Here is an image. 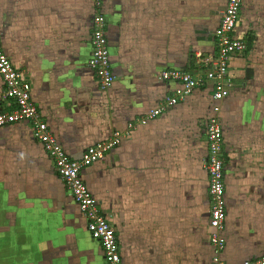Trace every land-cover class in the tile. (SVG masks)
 Returning a JSON list of instances; mask_svg holds the SVG:
<instances>
[{
    "label": "crops",
    "instance_id": "0c3cea01",
    "mask_svg": "<svg viewBox=\"0 0 264 264\" xmlns=\"http://www.w3.org/2000/svg\"><path fill=\"white\" fill-rule=\"evenodd\" d=\"M100 2L115 77L107 91L87 66L94 0H0V45L30 82L33 102L70 158L79 159L115 132L125 135L120 146L82 171L115 230L122 264H212L205 170L212 67L198 65L197 56H215V31L227 0ZM235 35L247 50L229 62L230 89L219 112L224 264L264 254V0L244 1ZM169 70L187 72L204 85L141 126L138 121L177 87L160 79ZM2 92L0 79V113L11 110ZM15 193V199L25 194L20 206L31 208L29 216L49 220L50 212L61 216L70 203L83 224L81 233H52L50 252L42 244L17 264H105L29 123L0 128V201Z\"/></svg>",
    "mask_w": 264,
    "mask_h": 264
},
{
    "label": "built area",
    "instance_id": "2783aa9c",
    "mask_svg": "<svg viewBox=\"0 0 264 264\" xmlns=\"http://www.w3.org/2000/svg\"><path fill=\"white\" fill-rule=\"evenodd\" d=\"M244 1L227 0L219 27L215 31V56L209 58L197 56L198 65H211L212 67L208 79L213 82V106L212 115L206 125L207 158L205 163L210 201L209 243L213 253L212 264H224L221 257L226 248L224 138L219 112L221 103L229 94V62L247 50L245 40L235 35ZM94 7L91 54L87 66L95 76L100 90L107 91L113 87L115 82L110 63L107 24L101 12V3L94 0ZM0 79L3 86L2 98L10 102L11 108L8 112L0 113V128L19 123L31 124L34 140L43 148L66 192L78 208L90 238L100 245L105 264H122L115 230L108 219L102 215L97 200L82 178V171L99 163L108 153L120 146L125 135L115 132L108 140L88 147L79 159H72L56 137L51 134L43 114L33 102L30 82L6 56L1 45ZM160 79L163 82L177 84V87L171 95L164 97L163 102L157 108L149 111L144 118L138 121L141 126L163 115L191 95L195 89L204 85L201 79L179 70L164 71ZM129 128H132V125H129ZM241 264H264V254Z\"/></svg>",
    "mask_w": 264,
    "mask_h": 264
},
{
    "label": "rangeland",
    "instance_id": "374dc122",
    "mask_svg": "<svg viewBox=\"0 0 264 264\" xmlns=\"http://www.w3.org/2000/svg\"><path fill=\"white\" fill-rule=\"evenodd\" d=\"M96 1L100 2V0ZM38 183H40V186L44 185L42 181H38ZM38 183L34 182L33 184L37 185ZM36 185L35 187H37ZM20 196V198L15 199V193L12 194L11 198L7 196L8 202L4 201V199L0 201V264H17L19 258L21 260L22 256L24 257L32 249L41 248L42 244L44 245L43 249L47 248V252H50L48 251L50 249L47 247V243L49 242L48 240L54 242L52 233L59 231L81 233L83 231V224L78 218L76 209L70 203L67 206L65 205L66 208H64L61 216L55 214L53 210L50 212V219L45 218V220L37 216L27 215L26 213L31 208L27 210L26 205L24 206L25 208L20 206L25 194H20ZM50 209L52 210V207ZM21 213L24 216L19 215ZM55 217L59 219L56 220ZM39 237L45 239L44 242L38 241ZM7 253L8 255H6Z\"/></svg>",
    "mask_w": 264,
    "mask_h": 264
}]
</instances>
